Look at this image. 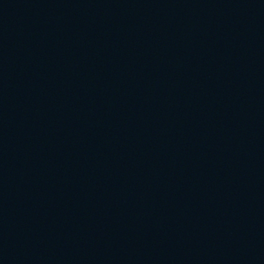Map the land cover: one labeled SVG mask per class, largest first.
Wrapping results in <instances>:
<instances>
[{
	"label": "water",
	"instance_id": "water-1",
	"mask_svg": "<svg viewBox=\"0 0 264 264\" xmlns=\"http://www.w3.org/2000/svg\"><path fill=\"white\" fill-rule=\"evenodd\" d=\"M0 264H264V0H0Z\"/></svg>",
	"mask_w": 264,
	"mask_h": 264
}]
</instances>
